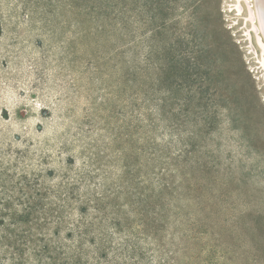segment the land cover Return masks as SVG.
<instances>
[{"label":"rangeland","instance_id":"obj_1","mask_svg":"<svg viewBox=\"0 0 264 264\" xmlns=\"http://www.w3.org/2000/svg\"><path fill=\"white\" fill-rule=\"evenodd\" d=\"M242 7L0 0V264H264Z\"/></svg>","mask_w":264,"mask_h":264},{"label":"bare ground","instance_id":"obj_2","mask_svg":"<svg viewBox=\"0 0 264 264\" xmlns=\"http://www.w3.org/2000/svg\"><path fill=\"white\" fill-rule=\"evenodd\" d=\"M239 1V4H238ZM242 1L234 0L236 9L239 13L242 11ZM248 6V14L243 16L242 23L245 22L246 28H244V34L242 35L247 43H251L252 47L259 48L260 52L256 56V64H260L262 72H264V0H244ZM238 4V5H237ZM243 15V13H241ZM256 33V35H255ZM255 35V36H254ZM255 51V50H254ZM253 54V52H251ZM264 74L261 79L263 81Z\"/></svg>","mask_w":264,"mask_h":264}]
</instances>
